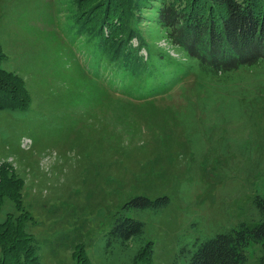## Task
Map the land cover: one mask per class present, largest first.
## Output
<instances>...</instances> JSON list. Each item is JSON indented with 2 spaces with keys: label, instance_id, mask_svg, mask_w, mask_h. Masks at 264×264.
<instances>
[{
  "label": "rangeland",
  "instance_id": "374dc122",
  "mask_svg": "<svg viewBox=\"0 0 264 264\" xmlns=\"http://www.w3.org/2000/svg\"><path fill=\"white\" fill-rule=\"evenodd\" d=\"M80 10L78 0H0V64L28 91L24 109L0 110V161L23 180L41 264H75L77 247L90 264H120L119 248L106 246L120 211L144 221L149 264H172L197 241L259 222L264 59L217 77L142 26L175 59L163 61L168 80L154 93L120 92L93 56L86 30L97 20ZM138 194L169 200L123 208ZM246 252L245 264H261L260 242Z\"/></svg>",
  "mask_w": 264,
  "mask_h": 264
},
{
  "label": "trees",
  "instance_id": "16d2710c",
  "mask_svg": "<svg viewBox=\"0 0 264 264\" xmlns=\"http://www.w3.org/2000/svg\"><path fill=\"white\" fill-rule=\"evenodd\" d=\"M85 1L89 6L84 5ZM91 1L96 0H78V14L83 12V19L96 18L97 25L86 30L90 39L95 40L93 56L120 92L134 90L136 95H149L160 81L168 80L170 71L164 68L163 61L175 58L155 48L150 40L151 46L142 26H147L150 33L155 29L162 32L183 51L186 59L217 77L264 59V0ZM94 5L102 7V12L92 9ZM2 58L0 50V63ZM27 104L23 78L0 64V110L20 111ZM23 184L10 164L0 161V264H41L38 243L29 230L32 215L22 206ZM5 200L14 202V209L12 205L4 208ZM168 200L167 195L152 198L138 194L126 201L123 208H159ZM255 202L262 214L259 222H241L197 241L193 250L180 252L172 264H245L250 241L262 245L259 259L264 264V196L256 195ZM106 246L107 252L119 248L120 264H149L152 245L140 218L120 211L106 232ZM77 249L73 251L77 252L75 264H90ZM80 252L84 257L80 258Z\"/></svg>",
  "mask_w": 264,
  "mask_h": 264
}]
</instances>
